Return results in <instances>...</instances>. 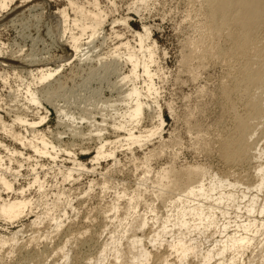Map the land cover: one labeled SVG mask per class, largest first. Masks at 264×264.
I'll return each instance as SVG.
<instances>
[{
  "label": "rangeland",
  "instance_id": "rangeland-1",
  "mask_svg": "<svg viewBox=\"0 0 264 264\" xmlns=\"http://www.w3.org/2000/svg\"><path fill=\"white\" fill-rule=\"evenodd\" d=\"M24 1L28 2V0H14L10 8H15L23 4L26 5V3L22 4ZM188 1L189 0H147L142 3L139 0H30L25 6L26 8L30 6V11L24 12L14 24L9 23V20L25 11L26 8L24 6L10 12L8 11L9 14H6V11L0 14V45H2L5 51H10L11 49L13 51H18L22 48V57H26L30 54V58L32 57L31 59H33V57L37 60L46 58V60L49 59L47 61H50L52 65H56L58 64L57 62L61 61L60 58H63V60L72 58V51L69 45L65 44V42H58L60 23L56 13H58L59 10L67 8L69 9L70 17L73 19L75 13L71 9V6H69L70 2H73L76 6L91 13L101 12L104 16V23L98 25L95 30H93V28H88L81 36L82 43H86V39H89L92 32L96 31L98 33V35H95L94 41L90 46H84L88 48L90 57L87 55V58L82 61L75 60L70 66L66 67V69L64 68L59 76L43 84H36L35 86H37L38 90H41V88L45 86H50L49 98L46 99L50 100L52 103L64 106V109L67 110L70 115L85 117L93 114L92 117L96 116L95 119L101 124L103 114L100 113V110L101 107L105 105L102 102L117 103L116 109L119 112H122L126 108L124 105H120L122 102L119 100L123 92L130 87L128 83H131L129 80L122 82L120 77H122V75H130L133 69L132 63L128 57H126L127 47L125 46L126 48H124L123 46V43H127L130 50H135L141 62V67L138 71L139 76L134 78V80L141 89L144 102L148 105L143 117L144 119L134 133L137 134V136L141 133L145 136L147 135L145 133L160 126L157 130L158 135L155 134L142 149L138 145H134L131 148L134 152L131 150V154L129 149H125L124 146L120 147L118 145L115 157L112 159L111 157H108V159H100V163L93 162L94 157L97 155L95 147L99 145V142L96 139L97 137L88 136L89 130L91 129L90 124L87 121L80 124L83 133L89 138H85V136H82L81 139L80 137L73 138L74 136L72 137L69 131H67V124L64 123L60 125L58 123V113L49 102L43 103L44 109L41 110V112L47 119L40 129L52 140L56 138L58 133L64 135L63 138L60 137L63 139V152L60 151V155L56 162H53V160L47 157H39L32 150L28 148L25 149L23 146L7 138L4 139L0 133V140H3L5 145L10 149L15 148L22 153L15 154V156H13L14 160L10 162L8 159L10 152L0 147V155L4 156L2 165L4 167L13 166L12 170L14 172L19 171L20 176L18 178L16 177L17 180L15 177L10 178L11 175L9 174L10 180H14L15 188H24L27 197L34 199L33 201L39 199V189H36L38 188L37 186H33L32 178L38 171L40 174L39 176L42 177L41 180L44 181L43 184L45 183L44 194L47 190L49 191L44 195L45 200H53V195H55L58 190L61 191L64 189L66 192L64 190L63 192L67 193L66 196L69 201L67 205L65 202L62 204V208L63 205L66 207L64 208L65 211H60V214L59 211L55 212L61 216L59 221L62 226L58 229L59 231L55 230V223L50 219H47L48 221L44 220L45 222L43 221V225L41 224L42 228L40 225V228L37 226L29 228L27 226L32 220L36 219V216L40 214L41 211H44L43 205L41 208L40 206L38 208L34 206V211L36 209H39V211H32L33 214L31 212V215L24 217L25 219L23 218L21 219L22 221L16 222L13 225L14 227L0 220V232H3L2 234L4 235L8 233V236L12 231H17L19 228L27 232H23L25 235H22L23 237L21 236L18 242L11 241L0 249V264H63V262L65 263L66 261L64 256L68 255L70 251H72V253H70V264H88L89 258L96 256L102 244H105L104 241H111V236L109 237V235H111L112 229L117 227V223L116 221H110L109 218L116 219L118 222L120 215L127 216L126 214L128 213H126L125 210L129 203L128 200L136 190L135 188L137 187L135 186H138L136 184L140 181L142 173L144 175L147 169L143 166V160L148 154H151L150 150L153 151L156 148L158 149L159 146L162 147L163 153L160 157L150 160L149 165L151 167L149 166L150 169H148L152 175L147 174L148 178H153L157 171L156 169L159 171V168H163L162 166L165 168L166 164V167H168L172 163H174L178 169L186 164L199 165L200 163L203 166L205 164L206 167L212 168L211 172H221V174L230 175L238 174L244 178L248 172H250L249 174L254 173L253 166L255 167L258 165L256 162L258 160H255L256 163H253L254 159H251V162L248 161L251 164L253 163L252 165L246 162H237V164L232 163L230 165L224 162L219 153L220 144L218 140L226 138L230 132H232V128H234L236 124L235 112L244 117V107L242 101H238L236 93L232 95L235 102V111L228 107V101L224 97L225 87L235 84L230 75L229 68L215 60H205L202 66L196 60L189 62L188 65H184L182 62V58L189 51L187 47L188 42L197 37L194 32L195 29L193 30L194 26H192L194 21L190 17L193 7H191L192 9L190 10L192 4L188 3ZM198 20H200V18L196 19V21ZM87 23L89 26V21H87ZM112 23L116 24L113 25ZM146 28L149 30V37L145 41L144 46L145 49L148 47L153 48L154 55L152 61L145 56L146 53L144 51H139L140 44L138 35H136V33L144 34ZM74 33L79 36L81 31L80 29H75ZM118 46L121 47L119 50L117 49ZM98 59H100V63H98ZM144 62H148L150 67L149 70L152 74L153 92L150 97H148L146 91L147 84L145 80H147V76L143 73L142 69ZM142 77H144V79H142ZM22 80L30 82L31 78L25 73H15L12 69L0 67V115L6 123L12 122L13 118L11 116L15 114L14 111L16 110L19 115L28 117V119L32 118L33 113L31 110L25 108V106L30 107V104L24 98L25 85ZM243 85L244 83H240V86ZM18 87H22V89H18ZM17 90L20 91V93H18ZM251 92H253V89ZM98 105H100V107H98ZM158 107L162 109L160 112L161 118L164 119V121H160V119L157 118V111L155 110H158ZM103 113L105 114L106 112ZM108 121L109 126L107 125V129H109L104 133L105 139L116 141L117 138L122 137V139H124L123 137L128 135V132L114 131L111 127L112 123L110 118H108ZM161 122L163 123L161 124ZM259 125L258 129H260H257L258 136H256L261 140L259 144L263 145L264 124ZM104 126L106 127V125ZM261 135L262 137H260ZM124 142L125 141L122 143L126 144V142ZM65 148H68L66 152H71V155H66V153H64ZM111 149V146L107 147V151ZM34 156L36 158H34ZM29 157H31V159ZM116 158L118 162L115 164L116 166H113V163L116 162ZM63 159L66 160L64 161ZM74 161L84 163L86 169L88 168L90 170L94 165L93 168H95L96 172H94V169H92L91 172L88 169L89 172H75L70 183L69 181L63 183L62 175L58 170L60 167H63V170L65 168L74 167ZM4 162L5 164H3ZM38 162L40 164H37ZM52 162L56 163L58 167L52 164ZM42 163L43 165L48 164V166H42ZM62 165H64L65 168ZM33 167H36V172L31 169ZM40 167L42 168L40 169ZM141 167L144 169L142 168V170ZM249 167L253 169L249 171ZM256 175V173L253 174L255 179ZM253 176L249 178L251 182L253 180L255 181V179L252 178ZM231 178L233 179L234 177ZM136 180L137 182H135ZM89 182H91V184L95 183V185L93 186L92 184L91 187ZM105 182L111 184L110 186L108 184L109 188H104L103 185L106 184ZM29 184H31L30 188ZM149 185L151 184L148 182L147 186ZM147 186L146 188H144L145 186L142 187L146 192L141 188L142 192H145L144 201H141L142 204L139 203L140 208L138 207V211H130L129 220L135 218L140 213L142 214V212L143 214L148 212V206L152 203L153 200L151 202L150 200L152 197L154 198V194L151 192L152 185L149 187ZM89 187L91 189L94 187L91 193H89ZM32 188L36 190V193ZM124 188L126 189L127 195L129 194L128 199L127 195L124 198L120 197L122 196L121 192H123ZM147 189L148 191L151 190L149 194L147 193ZM2 191L3 189L0 190L3 198L12 195V192ZM85 191L87 192L85 193ZM50 194L51 197L49 199ZM117 194H119L120 200ZM146 195L148 197L150 195L151 198H148ZM146 200L149 203H147ZM114 201L120 206V209L116 212L111 211V206L114 204ZM126 204L127 206H125ZM162 205H164V208ZM155 206L157 208L159 207L158 209L163 208L159 210L161 212L166 210L165 204L161 201H157ZM72 207H74V211H72ZM141 208H145V210L143 209V211ZM140 210H142V212ZM63 212L67 215H64ZM131 214L135 216L133 217ZM232 214V216L230 215L231 217L226 218L234 219V213ZM150 217L153 220L154 216L152 214L148 215V220L151 219ZM220 221H222V217H220ZM220 226L222 227V225ZM104 227L105 230H103ZM25 228L27 229L25 230ZM119 228L123 229V227H117V229ZM9 229L10 231H8ZM214 231H217V229H212L210 231L212 233L209 232V234H213ZM232 231L233 230L230 229V232ZM40 232L44 233V235H47L49 232L50 239L48 237L45 239L42 233L39 237ZM146 232H148V230ZM33 234L36 235L34 236ZM36 236H38V238ZM33 237L38 240H35ZM42 237L44 238L41 239ZM32 238L33 242L31 240ZM215 238H221L220 234L218 233L216 237H212L210 242ZM28 239H30V243H26ZM202 241L204 240L202 239ZM125 242L126 240L123 238L122 244H125ZM201 244L204 245L205 248L210 247V245H206L204 242H201ZM150 248L152 249V246H150ZM160 250L161 252L166 251L165 248ZM62 259H64V261H62ZM60 261H62V263H60ZM198 262L199 261H196L197 264ZM196 263L194 262V264Z\"/></svg>",
  "mask_w": 264,
  "mask_h": 264
},
{
  "label": "bare ground",
  "instance_id": "bare-ground-1",
  "mask_svg": "<svg viewBox=\"0 0 264 264\" xmlns=\"http://www.w3.org/2000/svg\"><path fill=\"white\" fill-rule=\"evenodd\" d=\"M139 1L144 3L147 0ZM13 2L14 0H0V14L5 11L7 14L8 11L10 12L16 8H21L22 6L25 7L30 0H28V2H22V4L26 3V5L23 4L15 8H10ZM188 3L192 4L190 10L192 9L191 7H193L192 13L189 15L194 21H192L193 25H191L194 26L193 30L195 29L194 32L197 37L188 42L187 47L189 51L182 58V62L184 65H188L189 62L196 60L202 66L205 60H215L229 68L230 75L235 84L225 87L224 97L228 101V107L235 111V102L232 95L236 93L238 101H242L244 117L235 112L236 124L234 128H232V132H230L226 138L218 140V143L220 144L219 153L224 162L229 163L230 165L232 163L237 164V162L249 163L248 161L251 159H254V163L255 160H258L256 161L258 165L255 164L256 166H253V172L257 174L256 179L253 176L254 173L249 174L250 172H246L247 174L245 175V178L238 174L230 175L224 173L221 174V172H211L212 168L210 169L206 167L205 164L203 166L200 163L199 165L186 164V167L182 166V168L179 167V169L176 168L174 163L170 164L168 167H166V164L165 168L162 166L163 168H159V171L158 169H156L157 171L154 170L156 173L155 175L153 174V178H148L147 174H151L149 171L150 160L160 157L163 153L161 146H159L158 149L156 148L157 150H150L151 154H148L146 157L144 156V160L142 159L144 168H147L144 172L145 174L143 175L142 173V177L144 178L141 177L140 179L139 177L140 181L136 184L138 186H135L137 187L135 188L136 190H133L134 193H131V197L129 196V203L126 200L128 206L127 204L125 205L127 206L125 211L128 214H125L127 216L120 215V217H122H119V219L117 218L118 222L116 219L109 218L110 221H116L117 227H123V229L119 228V230L117 227L113 226L115 228L112 227L113 231L110 233L111 235H109V237L111 236V241H104L105 244H102V247H100L96 256L89 258L88 264H194L196 261H199L198 264H264V141L262 142L263 145L259 144L261 140L257 137V129L258 126H260L259 124H264V0H189ZM69 6H71V9L75 13L73 19L70 17L69 9L67 8L59 10V12L56 13L60 23L58 42H65V44L69 45L73 59L63 60V58H60L61 61L57 62L58 64L52 65L50 61H47L49 59L46 60L45 57V59L41 60L34 59V57L31 59L32 57L30 58V54L26 57H22V48L18 51H13L12 49L10 51H5L2 45H0V67L12 69L15 73H25L31 78L30 82L25 80H22V82L25 85L24 98L30 104V107L25 106V108L27 110L30 109L33 113L32 118L28 119V117L19 115L16 110L14 111L15 114L11 116L13 118L11 123L3 121V118L0 115V133L2 137L14 141L25 149L28 148L32 150L39 157H47L53 160V162H56L63 147V139L60 137L63 138L64 135L58 133L57 135L59 137L56 135V138L52 140L47 137L43 130L40 129L47 119V117L43 116L41 112V110L44 109L43 103L49 102L58 113V123L60 125L66 123L68 128L67 131H69V134H71L72 137L74 136L73 138L80 137L81 139L82 136L89 138L83 133L80 124L84 121H87L90 124L91 129L89 130L88 136L97 137L96 139L99 142V145L95 147L97 155L96 157L93 156V162L100 163V159H108V157H111V159L114 158L118 145L120 147L124 146V148L129 149L130 152L134 145H138L142 149L155 134L158 135L157 130L160 126L153 130L149 129L150 131L145 133L147 134L145 136H143L142 133L138 136L134 133L144 119L143 117L148 105L144 102L141 89L137 86L136 81L134 80V78L139 76L138 71L141 67V62L138 59L135 50H130L127 43H123V46L124 48L127 47L126 57H128L132 63L133 69L130 75H122L123 78L120 77L122 82L129 80L131 83H128L130 87L123 92L124 95L122 94L123 97L121 96L119 100L122 102L120 105H124L126 108L122 112H119L116 109L118 105L117 103L106 102V104L102 102L105 105L104 107H101L100 110V113L103 114V117L100 116L103 118L101 124L95 119V115V117H92L93 114L85 117L70 115V113L64 109V106L52 103L50 100L46 99L49 98L48 94L51 88L50 86H45L41 88V90H38L37 86H35L36 84H43L52 78L59 76L63 69H66V67L70 66L75 60L82 61L87 58V55L90 57L88 48L84 46H90L94 41L95 35H98V33L96 31L92 32L89 39H86V43H82L81 36L88 28H93V30H95L98 25L104 23V16L101 12L91 13L76 6L73 2H70ZM26 11H30V6H28V8L22 13L12 17L9 20V23L14 24L17 22V20H19L18 18H20ZM198 18H200V20L196 21ZM87 21H89V26ZM112 24L114 25L116 23ZM75 29H80L81 34L79 36L74 33ZM136 35H138L140 44L139 51H144L146 53L145 56L152 61L154 55L153 48L146 46L148 48L145 49L144 46L145 41L149 37V30L146 28L144 34L136 33ZM120 48L121 47L118 46L117 49L119 50ZM98 63H100V59H98ZM142 69L143 73L147 76V80H145V83L147 84L146 91L148 97H150L153 92V80L148 62L143 63ZM142 79H144V77H142ZM240 83H244V85L240 86ZM18 89H22V87H18ZM252 89L253 92H251ZM18 93H20V91H18ZM98 107H100V105H98ZM159 109L160 107H158V110H155L157 111V118L160 119V121H164V119L161 118L160 111H162V109ZM101 111L106 113L104 114ZM108 118L111 120L112 125H110L114 131L128 132V135H125V137H128H123L124 139H122V137H116V141L105 139L104 133L109 129H107V125L109 126ZM162 123L163 122H161V124ZM104 125H106V127ZM260 137H262V135ZM123 141H125L126 144H123ZM109 146H111L112 149L107 151V147ZM0 147H2V149H7V151L10 152L8 158L10 162L14 160L13 156H15V154L21 153L15 148L10 149L5 145L3 140H0ZM66 150H68V148L64 149V153H66V155H71V152L67 153ZM3 158L4 156L0 155V190L3 189L5 192H12V195L3 198L2 193L0 192V220L13 226L16 222L22 221L21 219L24 217L31 215V212L34 211V206H37V208L40 206L41 208L43 205L44 211H41L37 216L35 215L36 219L26 225L29 228L35 226L39 227L40 225L42 228L43 221L50 219L55 223V230L57 231L60 229V226L62 225L59 221L61 219L59 214L61 213L60 211H65L64 208H66L64 205L62 208V204H64V202L66 205L67 202L69 204L68 197L66 196L67 193H65L66 190L62 188L65 192H63V190H58L55 195H53V200H45L44 195L49 191L47 190L44 194L45 183L43 184L44 181L41 180L42 177L39 176V172H36V167H33L31 169L36 172L35 176L32 177L33 186H37L38 188L36 189H39L40 193V198L33 201L34 199L27 197L24 188H15L14 180L12 181L10 178H18L20 176L19 171L14 172L12 170L13 166L4 167L2 165ZM29 158L31 159V157ZM34 158L36 157L34 156ZM53 162L52 164L56 165V163ZM117 162L116 158V162L113 163V166ZM43 163L42 166H48V164L43 165ZM3 164H5V162ZM37 164L40 163L38 162ZM54 165L51 166L55 167ZM93 166L92 169L96 172ZM56 167H58V165H56ZM41 168L42 167H40V169ZM62 168L63 167H60L58 171L62 175L63 183L68 181L70 183L75 172L82 173L83 171L90 170L88 168V170L86 169L84 163L76 161H74V167L65 168L64 166V170ZM142 168L143 167H141V169ZM253 168L249 167L248 170L250 171ZM9 174L11 175L10 178ZM251 176H253L252 178L255 179V181L253 180L251 182L249 180ZM231 177L234 178L232 179ZM92 180L96 181L94 179ZM135 182H137V180ZM148 182L152 185H149L152 189V191H150L154 194V198L152 197L151 200L149 199L150 202L153 200L150 205L148 204L149 213L147 212L143 214L142 210H145V208H141L142 210L140 211L142 214L138 212L140 213L138 216L129 220L128 217H130V211H138L140 208L139 203L142 204L141 201L144 199V194L146 192L144 188H146ZM89 183L91 184V182ZM105 183L106 184L103 185L104 188H109L111 184L108 182V186L107 182ZM92 184L90 185L91 187ZM30 185L31 184H29V188L31 187ZM94 185L95 183L93 186ZM141 188L144 189L145 192H142ZM92 189L89 187L90 192L87 191L91 193ZM33 190L36 193V190ZM87 191H85V193ZM150 191L147 189L148 194ZM121 193L122 196L120 197L124 198L127 195L126 189L124 188ZM51 194L50 196L47 195L49 196V199ZM118 195L119 194H117V197L119 199ZM157 201H161L165 204V212L159 211L164 208V205H162L163 208L160 207L162 209L156 207L160 203L155 206ZM118 203L114 201V204L111 206V211L116 212L120 209ZM36 210L34 212H36ZM37 211H39V209ZM56 211H59V214L55 213ZM72 211H74V207H72ZM150 213L154 216L153 220L151 217V219H149L152 222L148 220V215H151ZM232 213H234V217L240 222L235 218H226L231 217L233 215ZM220 217H222V221H220ZM220 225H222V227ZM214 228H216L217 231H214L213 234H209ZM26 229L27 228H25V230ZM230 229L233 231L230 232ZM103 230H105V227ZM147 230L148 232H146ZM8 231H10V229ZM23 232L24 229L21 228L17 231H12L8 236V233L4 235L2 234L3 232H0V249L11 241L18 242L20 237L25 235L24 233H27ZM42 232H40L39 237ZM218 233L221 238H215L211 241V244L210 239L216 237ZM42 234L45 239L46 237L50 239L49 232L47 235H44V233ZM36 237L38 238V236ZM33 238L31 239L32 242ZM37 238H35V240ZM123 238L126 240L125 244H122ZM202 239L204 241H202ZM30 242V239H28L26 243ZM201 242L210 245V247L205 248ZM150 246H152V249L157 250H152ZM162 248H165L166 251L161 252L160 249ZM70 253H72V251H70ZM70 253L64 256L66 261L65 263L63 262V264H70ZM64 259H62V261H64ZM62 261H60V263H62Z\"/></svg>",
  "mask_w": 264,
  "mask_h": 264
}]
</instances>
